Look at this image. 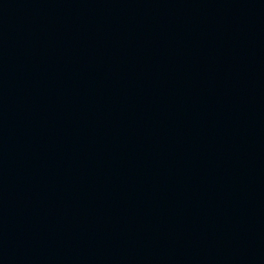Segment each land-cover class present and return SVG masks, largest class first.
<instances>
[{
    "label": "water",
    "instance_id": "1",
    "mask_svg": "<svg viewBox=\"0 0 264 264\" xmlns=\"http://www.w3.org/2000/svg\"><path fill=\"white\" fill-rule=\"evenodd\" d=\"M0 264H264V0H0Z\"/></svg>",
    "mask_w": 264,
    "mask_h": 264
}]
</instances>
